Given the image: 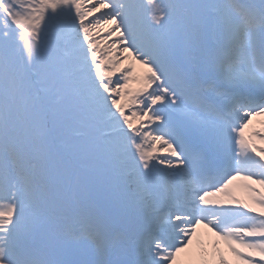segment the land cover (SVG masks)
Here are the masks:
<instances>
[{
	"label": "snow or ice",
	"instance_id": "6c2138e0",
	"mask_svg": "<svg viewBox=\"0 0 264 264\" xmlns=\"http://www.w3.org/2000/svg\"><path fill=\"white\" fill-rule=\"evenodd\" d=\"M256 118L264 0H0V264H264Z\"/></svg>",
	"mask_w": 264,
	"mask_h": 264
},
{
	"label": "rangeland",
	"instance_id": "374dc122",
	"mask_svg": "<svg viewBox=\"0 0 264 264\" xmlns=\"http://www.w3.org/2000/svg\"><path fill=\"white\" fill-rule=\"evenodd\" d=\"M112 39H115V37H113ZM132 87H136V85H132ZM261 119H264V118H256V119H254L253 126L256 127V128L261 127V124H260V120ZM257 143H258V146H259V142L258 141H257ZM241 183L242 182H240V181L235 182L234 185L232 186L233 191H234L235 195L237 197H239L242 201L248 202V193L246 192V190L243 187L240 186ZM199 231L201 232V234L204 235L205 239H207L210 236V234L207 232V229L201 228V229H199ZM221 247L223 248V244H221ZM229 259L233 260L234 264H235V258L232 257L230 254H229Z\"/></svg>",
	"mask_w": 264,
	"mask_h": 264
}]
</instances>
